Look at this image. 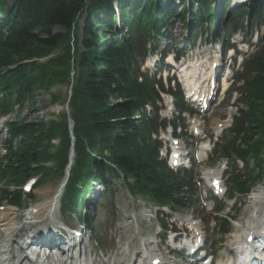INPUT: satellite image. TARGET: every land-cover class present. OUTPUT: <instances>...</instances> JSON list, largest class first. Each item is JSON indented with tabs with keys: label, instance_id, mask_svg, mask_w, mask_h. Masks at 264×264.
I'll return each mask as SVG.
<instances>
[{
	"label": "trees",
	"instance_id": "trees-1",
	"mask_svg": "<svg viewBox=\"0 0 264 264\" xmlns=\"http://www.w3.org/2000/svg\"><path fill=\"white\" fill-rule=\"evenodd\" d=\"M113 0H0V111L13 103L33 99L36 89L48 90L67 83L73 71L69 116L74 122L75 163L66 185L63 206L80 198L89 180H100L114 173L110 165L131 176L141 193L158 203L170 201L171 186L166 170L156 162L155 145L144 138V126L131 116L155 91L147 78L137 81L135 59L143 54L146 39L164 21L157 0H117L123 38L117 35L113 19ZM202 10L206 0H197ZM146 3L143 11L136 6ZM264 0H254L253 19L262 21ZM264 10V9H263ZM160 19V21H158ZM198 23L199 17H194ZM58 28V29H57ZM42 63L28 61L42 58ZM2 73V69H5ZM243 91L248 109L241 112L232 132L242 134L243 157L254 159L264 143V42L260 51L246 63ZM57 97L52 96L54 101ZM66 115L59 119L8 123L12 136H20L16 148H8L0 165V178L7 176L19 185L31 174L48 175L44 161L66 162L69 134ZM61 136L60 147L52 155L50 138ZM258 158V157H257ZM43 173V174H42ZM81 179L82 188L74 182ZM175 186V185H174ZM247 191V187H241ZM19 192V190H18ZM32 196L31 194L29 195ZM19 196L13 199L18 202Z\"/></svg>",
	"mask_w": 264,
	"mask_h": 264
},
{
	"label": "rangeland",
	"instance_id": "rangeland-1",
	"mask_svg": "<svg viewBox=\"0 0 264 264\" xmlns=\"http://www.w3.org/2000/svg\"><path fill=\"white\" fill-rule=\"evenodd\" d=\"M223 16H225V15H223ZM245 20H246V17L244 16V17H242V21H240V23L242 25H245ZM223 21L224 20L221 19L219 22V23H221L220 26L218 24V26L220 28L223 27V23H224ZM226 26H230V23L226 24ZM206 32H207L206 26L205 25L201 26L200 33L206 34ZM185 33H186V31L183 27H181L180 25H176L170 31V33H168V35L171 38H176V39L178 38L179 40L173 41V42L176 45H181V42H183V40L185 39V37L181 36V34H185ZM241 33L244 35V33L242 31H241ZM205 34H203V36H205ZM260 35H261V29H258V38L260 37ZM250 36L249 37L247 36V38L250 39ZM183 37H184V39H183ZM211 41H213L212 38L209 39V43L207 45H206V43L202 42V45H199L198 47H196L197 44H196V42H194L195 43L194 46L196 47V49H195V52H191L190 54L197 53L199 55L201 54L202 57L203 56H209L210 57V54H208L204 51L202 52V50H204V49L207 50L210 48L209 46L214 47V45H216V43H211ZM189 46H191V44L190 45L188 44L187 47H185L186 52H188ZM157 47H158V50L155 53L156 57H159L161 50H166L168 47H169V50L174 49L171 46V43L167 38L159 39V41L157 43ZM241 48L247 51L241 55L242 57H245L247 54H249V52L256 49V47H254V44H253V46L247 47V48H245V46L242 45ZM199 49L201 51L200 53H198ZM210 50H212V48H210ZM204 59H206V58H204ZM217 61H218V66H217V71H218V68H220L221 64L219 62V58ZM140 65H141L140 69L142 71H147L149 74L151 73V71H152L151 68L149 67V69H145V67L143 65V61H140ZM233 74H234V72H233ZM50 91L52 93L56 94V97L59 99L58 100L59 102L57 104L53 105L52 102L50 101L49 93H47L45 91V89H43L42 87H39L38 89L35 90V92L33 94V96H34L33 97V103L32 102L31 103L30 102L25 103L22 106V108H20L18 110L17 116L21 119L28 121V122L29 121L34 122L37 120H44L45 122H47V120H49V118H50V114L53 113V109L56 106L63 107L64 98L66 96V86L65 85L56 86L55 88H52ZM230 96H232V95H230ZM226 98H227V96L225 97V99ZM228 103H229V101H226L217 107H214L215 105H213L211 107L210 111H208L207 116L209 115V116H213V117L224 118L228 112L227 109H230V108H227ZM235 105L238 108H245V105L240 101H237L235 103ZM231 109L233 110V108H231ZM15 115L16 114L14 113L11 116L15 117ZM1 128L3 129L4 126L3 125L1 126V123H0V132H1ZM4 136H5V133L0 134V145L2 143V140L4 139ZM18 140L19 139H16V142H18ZM53 142L55 145H57V140H54ZM220 159H218V161H220ZM227 168H228L227 173L229 174L231 168H230V166H227ZM238 168H239V166H238ZM198 169L199 168H195V169L193 168V170H192L193 174H195L196 180L199 176ZM6 178H7V176H4L2 179H0V199L1 200H2V198H4V196H2L4 193L3 190L5 188H6V190H9L13 187L12 184L8 182L9 180H6ZM61 181H62V173L60 171L57 170L54 173L50 174L48 177H46L44 179V181L39 186H35V188L33 189L34 197H33L32 202H38V201H41L45 198L50 197L54 193L55 189H57V186L59 185V183ZM112 185H113L112 191L107 193V194H104L101 197V202L99 204L95 205V204L91 203L92 208H93L92 216L94 217V222H95L94 228L96 231V233L94 235L92 234L91 246H92V249L96 253H98L99 249H101V250L105 249L107 256L114 254L118 250V246L121 247V250L124 251L123 254H125L126 245H128L129 248H133V249L135 247L136 248L139 247L141 242H142V239L140 237H143V235L146 236L147 238H151L152 240H155L156 238H158L157 236H159V234H162L161 231H159L160 233H158V234L153 233L154 230L156 228H158V226L156 225L155 222H153V226H150V224H147V223H144L141 221L143 216L146 217L147 215H154V211L157 210L155 207L151 206L150 204L148 205L146 202H145L146 204L144 206L143 203H140V201H135V199L132 198L127 193L126 188L121 183L120 178L115 179L112 182ZM196 185H198V184H196ZM226 185L229 186V182H226ZM259 185H264V173H263V177L261 179H258V182L256 183V185L252 188V191L257 189V186H259ZM249 195H250V193L246 196H243V197L242 196L237 197L236 201H234L233 199L230 200L229 198H227L225 200L223 210L219 213L218 219H219V217L224 215L227 211H229V213H228V215H230L229 217H233V218L228 219L229 227H230L231 231L233 230V228L236 225H239V218L241 219L242 216L245 215L246 211L244 213L243 208H245L247 206L245 204L249 198ZM197 198H198L197 195H195L194 198L191 199L193 206L191 205L190 208L189 207L186 209L176 208V211H179V212L184 211L186 214L194 215V217H196L197 219L201 218L202 223L205 225V227H207L208 226L207 221L211 222V219L212 218L214 219V217L212 214H206V210L204 208H202L200 204L197 203ZM31 204H33V203L29 202L28 200H26L24 198L22 209L26 210L27 208L30 207ZM0 205L3 206L4 201H1ZM229 205H234V209L232 208L231 210H229V207H230ZM79 208H80V206L78 204L72 202L66 208V210L68 211V210L74 209L78 213ZM67 211L65 213L63 212L64 217L68 213ZM135 217H138V220H135ZM21 218H22L21 221H23L24 219H23L22 215H21ZM169 218H170L169 216H165L164 214L161 215V220L166 225H168V222H166V221ZM201 219H199V220H201ZM68 224L76 227L75 226L76 223L72 219H69ZM109 225L111 227H109ZM125 226H127V228L123 229V227H125ZM107 227H109L108 230H107ZM121 229H123V230H121ZM122 231H123V233H122ZM215 232H216L215 229L211 230V227L208 226L207 235H208L209 239L213 238ZM145 234H149V235L151 234L152 236L145 235ZM226 238H227V236L225 238H223V240H225ZM96 240L98 242H95ZM97 246H99V249ZM128 256H130V258H132L133 257V251L131 253H129ZM106 258L107 257H105L104 259H106ZM118 264H120V263H118Z\"/></svg>",
	"mask_w": 264,
	"mask_h": 264
},
{
	"label": "bare ground",
	"instance_id": "bare-ground-1",
	"mask_svg": "<svg viewBox=\"0 0 264 264\" xmlns=\"http://www.w3.org/2000/svg\"><path fill=\"white\" fill-rule=\"evenodd\" d=\"M169 61V60H168ZM203 61V60H202ZM212 61L209 62V67L204 68L203 72L201 73L200 77L201 79L195 80V73L198 65L195 63L189 62L187 66H185L184 69H182L183 76L186 78V82L189 84L195 86L197 83L199 84V81L201 80V84L206 81L207 86L209 85L210 80L212 79V73H214V70L212 69ZM218 121L214 122V125L218 124ZM221 173L220 166L216 168H211L205 171L204 176L208 177V179H218L219 175ZM48 189V188H47ZM45 192V191H44ZM61 194L57 189H55L54 193L51 195V197L47 198L46 200L39 201L36 204L30 206V209L26 212L27 214L31 215V222H35L38 225L39 231L34 232L30 230V234L25 235V233H22L21 230H24L26 228L30 229V227H33L32 224H27L26 222L18 223L17 222V216L18 213L16 210H8L6 213H0V264H27V261L29 260L27 255L22 254L19 252L18 248H21L25 245L27 240H31L32 238L36 240V238L39 240V242L43 243V240L41 237H36L38 234H40L41 230V223L43 221H46L48 224H50L51 229L53 231H57V225L58 222L55 221V214L54 212L57 209V199ZM249 205L258 208L257 211L261 210L260 215H258V218L255 222L243 223L241 227H235L233 233L229 236V239L227 240L228 244L226 245V249L223 251V255L225 252H229L230 249L233 248V244L237 242L239 239H245L249 232H254V229H251L253 227L257 228H264V186H259L257 189L252 191L249 195ZM243 211L245 213L246 208H243ZM252 216V215H251ZM29 219V218H28ZM184 224H189L191 222L189 217L183 218ZM247 221V220H246ZM29 222V221H28ZM194 226L201 227V224H193ZM126 229L127 226L123 227V229ZM121 229V230H123ZM123 233V231H122ZM121 233V234H122ZM36 237V238H35ZM37 240V241H38ZM153 242H149L148 246L157 247L156 243L152 245ZM16 245V246H15ZM231 245V247H230ZM120 248L116 251V253L110 257L109 260H107L106 264H110L111 260H123L125 263L128 264H134L135 261L128 262L127 261V255L123 254V251H119ZM146 249V248H145ZM155 255H145V258L147 260L151 261L152 263H158V264H174L173 261L167 260L161 251L155 250ZM68 257H59L58 260L53 259L51 255H46L41 250L37 251V257L34 259V261L31 264H74V262H68ZM228 260L223 261L221 259L216 264H227ZM229 263V262H228ZM94 264V263H93Z\"/></svg>",
	"mask_w": 264,
	"mask_h": 264
},
{
	"label": "snow or ice",
	"instance_id": "snow-or-ice-1",
	"mask_svg": "<svg viewBox=\"0 0 264 264\" xmlns=\"http://www.w3.org/2000/svg\"><path fill=\"white\" fill-rule=\"evenodd\" d=\"M214 183H215V184L217 185V187H218V182H215V181H214Z\"/></svg>",
	"mask_w": 264,
	"mask_h": 264
}]
</instances>
